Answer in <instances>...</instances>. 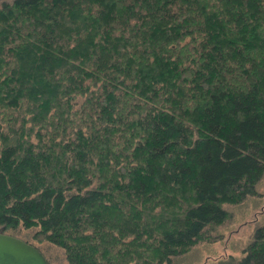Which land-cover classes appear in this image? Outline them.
<instances>
[{
    "label": "trees",
    "instance_id": "obj_1",
    "mask_svg": "<svg viewBox=\"0 0 264 264\" xmlns=\"http://www.w3.org/2000/svg\"><path fill=\"white\" fill-rule=\"evenodd\" d=\"M263 177L264 0L0 8L1 234L173 264ZM217 264H264V226Z\"/></svg>",
    "mask_w": 264,
    "mask_h": 264
},
{
    "label": "rangeland",
    "instance_id": "obj_2",
    "mask_svg": "<svg viewBox=\"0 0 264 264\" xmlns=\"http://www.w3.org/2000/svg\"><path fill=\"white\" fill-rule=\"evenodd\" d=\"M14 0H0V8ZM257 196L231 208V217L214 234V242L194 246L187 254L177 257L173 264H217L222 258L232 255L240 257L242 251L253 240L256 230L264 226V177L257 186ZM31 240L30 233H21ZM39 245V246H38ZM50 264H68L61 249L51 244H37Z\"/></svg>",
    "mask_w": 264,
    "mask_h": 264
},
{
    "label": "water",
    "instance_id": "obj_3",
    "mask_svg": "<svg viewBox=\"0 0 264 264\" xmlns=\"http://www.w3.org/2000/svg\"><path fill=\"white\" fill-rule=\"evenodd\" d=\"M0 264H49L34 246L0 233Z\"/></svg>",
    "mask_w": 264,
    "mask_h": 264
}]
</instances>
